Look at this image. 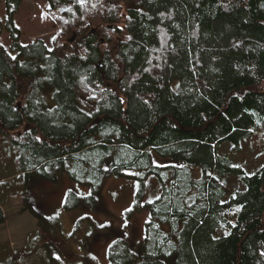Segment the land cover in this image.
Listing matches in <instances>:
<instances>
[{
	"label": "trees",
	"instance_id": "1",
	"mask_svg": "<svg viewBox=\"0 0 264 264\" xmlns=\"http://www.w3.org/2000/svg\"><path fill=\"white\" fill-rule=\"evenodd\" d=\"M23 1L0 0V134L19 148L18 170L89 184L67 210L97 205L109 177L157 175L143 255L117 239L112 264H264V163L247 173L217 151L264 136V0H48L50 45L21 39ZM153 151L180 164L155 165ZM230 175L245 187L226 199ZM138 193L140 210L144 181ZM43 231L40 219L33 264H94Z\"/></svg>",
	"mask_w": 264,
	"mask_h": 264
},
{
	"label": "rangeland",
	"instance_id": "2",
	"mask_svg": "<svg viewBox=\"0 0 264 264\" xmlns=\"http://www.w3.org/2000/svg\"><path fill=\"white\" fill-rule=\"evenodd\" d=\"M48 5V0H24L22 2L15 15V23L20 28L21 39L24 42L43 38L48 45L51 44L55 30L43 20V13L49 8ZM0 42L9 46L10 39L6 30ZM43 95L49 101V106L55 105L54 92L51 87L44 88ZM263 138L261 134L254 133L249 139L242 141L240 149L234 148L231 142H223L218 146L217 151L219 154L230 157L233 163L244 167L247 173H251L264 163ZM18 156L19 148L5 141L3 135L0 134V200L10 202L2 205L3 214L8 220L0 226V240L5 238L11 223H17L20 218L27 220L29 214L24 216V212H33V228L39 223V218L36 220L35 216L38 213L44 215L46 240H64L63 247L66 245L68 251L86 252L94 264H112L109 248L115 240L121 238L129 241V246L138 257L143 255L145 224L150 214L145 203L154 201L161 196L163 191V184L157 175L150 174L142 180L139 177L142 172L132 170L126 171V175L123 176L109 177L99 192L97 205L93 207L90 202H87L79 208L67 210L64 201L70 191L74 194L88 196V193L92 192V187L87 183H79L71 179L67 173L61 171H55L56 181L42 178L36 173L19 172L16 163ZM152 157L155 165L180 164L179 160L162 157L155 151ZM196 170V175L200 176L201 168L197 167ZM143 181L144 195L139 199L143 208L137 210L134 205ZM224 181L229 189L226 199L235 190L245 187L244 181L238 175L225 177ZM25 191L28 192L27 201L24 198ZM128 208L132 211H125ZM101 224L106 226L102 228ZM33 243L35 241L31 240L26 248L27 256L24 254L22 256L24 259L18 258L15 261V251L11 249L10 242H7L0 264H30L33 257L37 260L41 252L36 255L33 253ZM84 243L87 248L84 247ZM169 264H174V261H170Z\"/></svg>",
	"mask_w": 264,
	"mask_h": 264
},
{
	"label": "crops",
	"instance_id": "3",
	"mask_svg": "<svg viewBox=\"0 0 264 264\" xmlns=\"http://www.w3.org/2000/svg\"><path fill=\"white\" fill-rule=\"evenodd\" d=\"M12 195H14V193ZM9 203L10 202H5V201H2L0 203V216H1L0 226L3 225L5 221L7 222L8 220V218H6V215L3 214L2 205L9 204ZM28 214H29V217L27 220H23V218H20V220L17 223L13 222L11 223V225L8 226V230L6 231L5 238L0 240V261H1V258L3 259L4 257V254L6 251L4 249H5V245L7 242H10L11 249L15 251V256H14L15 261H17L18 258L24 259V257H22L24 254L27 256L26 248L29 245V242L33 240V232L39 228V223H37V225H34V228H33V212L32 213L24 212V216H27ZM35 219L36 220L38 219V222H39L40 219L42 220L44 219V215L41 213H38L35 216ZM25 221H27L29 225H27ZM43 229H44V220H43ZM44 238H45V235L43 236V241H44ZM52 251H53V254L57 253L56 250H52ZM30 264H33V260L32 262H30Z\"/></svg>",
	"mask_w": 264,
	"mask_h": 264
},
{
	"label": "snow or ice",
	"instance_id": "4",
	"mask_svg": "<svg viewBox=\"0 0 264 264\" xmlns=\"http://www.w3.org/2000/svg\"><path fill=\"white\" fill-rule=\"evenodd\" d=\"M57 2H58V0H57ZM75 2H76L77 4L83 6V5L86 3V0H75ZM48 7H49V9H51V8H52V5L49 4ZM93 7H95V5H93ZM64 11L71 12V11H72V8H71V7H69V8H65ZM55 18H56V17L53 16V19H55ZM65 23H68V21H65ZM55 39H56V37H53V40H55ZM0 47H3V45H0ZM25 47H27V45H25ZM50 51H51V50H50ZM9 55H11V53H9ZM11 58H12L13 60L16 59L15 56H11ZM21 66H23V65H21ZM121 102H122V101H121ZM37 139H39V137H37ZM88 195H91V193L89 192ZM125 211H132V209H131V208H128V209H126ZM51 218H52V217H50V219H51ZM105 226H106V225H104V224H101V225H100V227H102V228L105 227ZM125 226H126V223H125ZM90 234H91V233H89V235H90ZM56 259H57V260H60L61 257H60L59 255H57V256H56Z\"/></svg>",
	"mask_w": 264,
	"mask_h": 264
},
{
	"label": "water",
	"instance_id": "5",
	"mask_svg": "<svg viewBox=\"0 0 264 264\" xmlns=\"http://www.w3.org/2000/svg\"><path fill=\"white\" fill-rule=\"evenodd\" d=\"M95 31H96V28L92 29V32H95ZM102 41H104V40H102Z\"/></svg>",
	"mask_w": 264,
	"mask_h": 264
}]
</instances>
